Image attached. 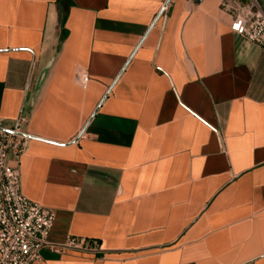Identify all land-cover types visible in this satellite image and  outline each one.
<instances>
[{"label": "crops", "instance_id": "1", "mask_svg": "<svg viewBox=\"0 0 264 264\" xmlns=\"http://www.w3.org/2000/svg\"><path fill=\"white\" fill-rule=\"evenodd\" d=\"M230 21L220 0H0V122L27 134L8 164L55 212L31 264H264V49Z\"/></svg>", "mask_w": 264, "mask_h": 264}, {"label": "built area", "instance_id": "2", "mask_svg": "<svg viewBox=\"0 0 264 264\" xmlns=\"http://www.w3.org/2000/svg\"><path fill=\"white\" fill-rule=\"evenodd\" d=\"M220 1L231 15L230 30L264 49V9L255 0ZM76 78L80 85H85L89 76L78 70ZM23 122L22 117L9 127L0 122V264H31L39 260L55 219L52 209L24 195L19 170L8 164L10 155L18 160L25 150L27 136L21 129ZM66 246L93 249L84 238H70Z\"/></svg>", "mask_w": 264, "mask_h": 264}, {"label": "trees", "instance_id": "3", "mask_svg": "<svg viewBox=\"0 0 264 264\" xmlns=\"http://www.w3.org/2000/svg\"><path fill=\"white\" fill-rule=\"evenodd\" d=\"M63 5H65V6H67L68 4H69V0H59ZM241 3H243L242 2V0H239Z\"/></svg>", "mask_w": 264, "mask_h": 264}, {"label": "water", "instance_id": "4", "mask_svg": "<svg viewBox=\"0 0 264 264\" xmlns=\"http://www.w3.org/2000/svg\"><path fill=\"white\" fill-rule=\"evenodd\" d=\"M25 135H27V134H25Z\"/></svg>", "mask_w": 264, "mask_h": 264}]
</instances>
